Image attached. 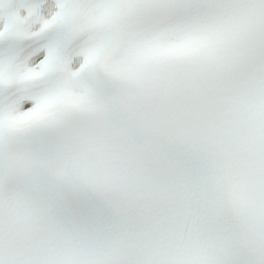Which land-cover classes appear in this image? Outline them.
Wrapping results in <instances>:
<instances>
[{
  "label": "snow or ice",
  "instance_id": "6c2138e0",
  "mask_svg": "<svg viewBox=\"0 0 264 264\" xmlns=\"http://www.w3.org/2000/svg\"><path fill=\"white\" fill-rule=\"evenodd\" d=\"M0 264H264V0H0Z\"/></svg>",
  "mask_w": 264,
  "mask_h": 264
}]
</instances>
